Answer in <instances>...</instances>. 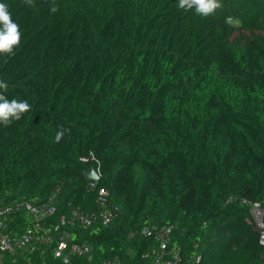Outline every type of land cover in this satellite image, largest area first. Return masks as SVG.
Listing matches in <instances>:
<instances>
[{"label": "trees", "instance_id": "obj_1", "mask_svg": "<svg viewBox=\"0 0 264 264\" xmlns=\"http://www.w3.org/2000/svg\"><path fill=\"white\" fill-rule=\"evenodd\" d=\"M33 2L0 0L22 33L0 80L31 105L0 125V204L53 206L2 215L4 232L38 220L52 241L0 264H264L250 211L264 209V0L207 18L178 0Z\"/></svg>", "mask_w": 264, "mask_h": 264}, {"label": "built area", "instance_id": "obj_2", "mask_svg": "<svg viewBox=\"0 0 264 264\" xmlns=\"http://www.w3.org/2000/svg\"><path fill=\"white\" fill-rule=\"evenodd\" d=\"M94 158V157H93ZM97 160L96 158H94ZM98 161V160H97ZM96 168V167H95ZM99 172V169L96 168ZM100 174V172H99ZM94 181V180H92ZM99 194L103 197L106 194L104 188H100ZM245 202L247 200L244 199ZM251 204V214L253 217V222L255 228L260 233V243L264 246V209L259 202H250ZM13 209H26L28 212L32 213L33 215L37 216L42 212L45 213H52L54 207L53 206H39L38 208L34 206L28 200H17L13 204H0V252H13L20 248H25L30 252L33 251H41L44 253V248L42 249V241L45 243H50L52 241V233L47 229L46 226H41L38 222L35 223L36 227H28L27 229L20 232V234H13L9 232H4L3 230L7 227V219H3L2 215L6 212H9ZM106 219L110 217V213H104ZM66 219L62 216L61 221L57 224V228H63ZM37 228V229H36ZM148 234H151V231H147ZM169 232V229H166L165 233ZM64 228H63V235L57 239V244L53 248V252L56 255H62L64 252ZM162 248L167 246V242L165 239L162 240ZM42 249V250H40ZM73 250L77 251L78 253H85L90 250V246L87 244H75L73 245ZM104 264H120L117 258H108L104 261ZM153 264H173L171 259L160 260L157 258Z\"/></svg>", "mask_w": 264, "mask_h": 264}, {"label": "clouds", "instance_id": "obj_3", "mask_svg": "<svg viewBox=\"0 0 264 264\" xmlns=\"http://www.w3.org/2000/svg\"><path fill=\"white\" fill-rule=\"evenodd\" d=\"M29 7L34 6L33 0H24ZM178 7L184 11H193L198 16L207 18L214 15L218 9H222L221 0H178ZM56 7L51 8L55 13ZM226 23H231L230 18H226ZM22 33L19 25L12 19V14L8 5L0 3V55L10 57L15 54V49L21 42ZM8 84L0 80V125L10 126L14 121L22 118L23 114L31 110V105L27 100L9 99L5 95ZM70 129L60 128L55 133V142H60L65 132Z\"/></svg>", "mask_w": 264, "mask_h": 264}, {"label": "water", "instance_id": "obj_4", "mask_svg": "<svg viewBox=\"0 0 264 264\" xmlns=\"http://www.w3.org/2000/svg\"><path fill=\"white\" fill-rule=\"evenodd\" d=\"M85 174L91 180L98 181L100 179V174L94 166H90L85 171Z\"/></svg>", "mask_w": 264, "mask_h": 264}, {"label": "rangeland", "instance_id": "obj_5", "mask_svg": "<svg viewBox=\"0 0 264 264\" xmlns=\"http://www.w3.org/2000/svg\"><path fill=\"white\" fill-rule=\"evenodd\" d=\"M231 22L235 25V26H239L241 23L238 19H232Z\"/></svg>", "mask_w": 264, "mask_h": 264}]
</instances>
